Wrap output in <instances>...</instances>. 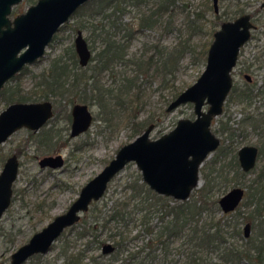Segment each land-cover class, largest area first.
<instances>
[{
    "label": "trees",
    "instance_id": "obj_1",
    "mask_svg": "<svg viewBox=\"0 0 264 264\" xmlns=\"http://www.w3.org/2000/svg\"><path fill=\"white\" fill-rule=\"evenodd\" d=\"M130 6L137 8L138 15L135 22L126 23L123 16ZM82 8L89 11L87 16L96 18L101 15L97 23L89 21L81 27H90L92 41H101L103 47L86 67L80 65L76 50H66L51 59L49 68L38 75L39 80L31 90L23 91L20 79L28 71L26 67L0 92L5 95L7 104L50 99L58 103L59 99L74 91L73 95L79 93L86 102L91 99L92 91V98L111 110L114 98L118 104H123L132 87L140 89L137 80L143 75L151 72L152 75H159L162 86L167 85L169 80H175L176 71L185 55L196 51L191 42L192 36L208 30L214 38L217 26L232 18L223 17L214 9V18L209 19L211 25L207 27L204 22L206 13L188 10L179 5V0H92ZM180 11H188L185 26L189 34L186 39L179 38L174 45L168 48L164 46L163 49L155 45L154 52H145L136 60L127 58L128 48L135 36L148 29L165 28L166 32L171 21L174 24V13ZM208 49L204 46L196 51L200 60H207ZM91 61L96 62L90 66ZM118 65H134L136 75L124 76L121 91L111 97L102 86L100 75L108 70L114 73ZM91 80L92 84L89 83ZM246 86L243 89L236 87L239 100H247L246 104L252 103L259 94H264L263 89L256 92L251 85ZM180 92H175L173 97L176 98ZM135 97L128 100L127 109L139 100V94ZM72 102L73 98L70 100ZM262 106L263 113H247L241 121L258 132L260 157L264 156V103ZM68 117L71 118L70 113ZM230 120L229 117L225 123L221 121L220 128L214 130L216 134H223L221 147L225 152L219 154L217 151L212 159L204 162L201 175L205 181L188 200L179 201L156 193L143 181L139 169L136 170L123 178L120 196L114 198L115 191L104 202H93L87 211L90 219L81 218L83 223L79 221L64 231L60 237L65 241L62 248L64 264H264V167L250 182L239 180L240 177L245 179L246 173L242 171L237 156V128L229 125ZM145 126L139 128L137 135ZM55 135L47 132V140L40 145L50 149ZM4 159L5 153L0 147V169ZM232 181L247 189L248 200L244 204L251 208L248 216H244L240 206L229 213H223L219 206L221 191ZM245 219L252 224V233L248 238L244 235ZM78 224L82 225V229L75 230L77 240L85 237L91 240L86 247L69 250L70 240L65 235L66 231L77 229ZM107 240L113 243L111 253L91 251L93 243L99 251ZM40 257L42 255L37 254L32 258Z\"/></svg>",
    "mask_w": 264,
    "mask_h": 264
},
{
    "label": "rangeland",
    "instance_id": "obj_2",
    "mask_svg": "<svg viewBox=\"0 0 264 264\" xmlns=\"http://www.w3.org/2000/svg\"><path fill=\"white\" fill-rule=\"evenodd\" d=\"M36 2L37 0H23L13 8L11 17L14 18L15 15L25 12ZM263 2L264 0H218L217 14L223 17L232 16L233 19L230 20H234L242 14L249 13L256 26L252 30L251 39L241 48L237 65L232 71L234 85L224 103V109L226 110L215 118L212 123L213 130L219 129L221 121L225 122L230 117L229 125L237 128L238 150L242 146L258 145L260 142L258 132L250 124H242L241 121L247 113H263L261 108L264 103V94H259L250 105H247L245 103L247 100L245 102L239 100V91L236 87L238 89L246 87L248 82L243 74L248 73L252 78L250 85L255 91L264 90ZM179 5L188 8V10L206 13L204 22L207 27H210L211 21L209 19L212 20L215 14L214 0H179ZM80 9L55 35L46 50L45 56L36 63L27 66L28 71L20 79L23 91L32 89L39 80L38 75L49 68L52 58L59 56L66 50L71 51L72 48L75 50V38L79 30H83L84 36L93 50V56L103 47L101 41H92L90 27H81L89 21L94 24L97 23L101 20V15L93 18L87 16V13H89L87 9ZM187 12H175L172 18L174 24L171 21L166 32L165 28L161 30L148 29L135 36L128 48L129 55L127 58L136 60L145 52L147 54L154 52L155 45L163 49L164 46L168 48L174 45L179 38L186 39L189 34L188 27L185 26ZM236 12L240 13L236 14ZM137 15V8L127 7L123 16L124 22H135ZM220 26L221 23L216 30ZM207 31L204 30V32L192 36L191 42L196 47L197 52L204 46L209 48L213 41V36H210ZM196 51L185 55L176 71L175 80H169L167 85L162 86L159 75H152V72L149 75H143L137 80L140 89L132 87L128 99L123 97V104L120 102L118 104V100L114 98L111 101V110L106 109L101 102L93 99L92 91H90L91 99L86 102L82 100L79 93L73 95L75 91L59 99L58 103L50 99L54 104L55 113L54 118L46 126L35 132V135L30 134L28 129L22 128L0 146L2 152L5 153L4 160L14 153L18 155L20 160L19 175L14 183L15 193L13 194L12 203L0 220V264H10L11 254L19 246L27 242L35 232L45 227L55 216L68 210L72 202L78 197L82 187L101 172L124 144L131 142L151 123H155L151 138L156 139L171 131L179 119L195 117L193 103L183 104L174 111H168L167 107L174 99L175 92L183 91L195 83L204 71L207 60L205 62L200 60L198 58L199 53H196ZM95 62L91 61L90 66L94 65ZM134 68V65H118L115 67L114 73L109 70L101 73L102 86L109 91V96L112 97L114 94L117 96V92L121 91L124 76L136 75ZM89 83L92 84V80ZM137 93L139 94V100L134 101L130 109H127L128 100L135 99ZM71 98L74 101L72 103H70ZM74 103L88 104L93 114V122L88 131L77 137H71L72 121L68 117ZM7 106L5 95L0 94V113ZM207 107L208 105L205 106V108ZM143 125H146L145 128L137 135L140 132L139 128ZM48 130L56 134L50 149L46 145L41 146L37 141L49 132ZM217 135L222 139L224 138L220 132ZM57 153L64 156L65 164L63 167L58 169L40 167L39 159L42 156ZM214 154H211L208 159L215 156ZM263 167L264 156L259 159L256 171L247 174L245 179L240 177L239 180L242 182L243 180L252 179ZM136 170L138 168L135 162L129 163L110 182L107 192L103 196L104 200L102 198L100 202L109 199L115 191L114 198L120 196L123 178L132 175ZM204 181L205 179L201 175V185ZM237 185L242 186L237 184L236 181L227 184V188H223L224 190L221 191L220 196ZM247 200L248 195H245L240 206L244 216H248L251 210L244 204ZM87 213H84L81 218L89 220L90 216ZM82 219L80 222L83 221ZM246 222H248L247 219L244 220L243 227ZM81 226L66 231L65 235L70 240L68 246L71 248L69 250L86 247L87 242L91 240L88 237L77 240L75 232L81 230ZM62 239L59 238L48 253L43 254L40 258H31L25 264H64L65 259L62 255V248L65 241L63 242ZM107 243L113 245L111 240L104 242V244ZM96 248L97 245L93 243L91 251L95 250L97 253L102 251L101 247L99 251Z\"/></svg>",
    "mask_w": 264,
    "mask_h": 264
},
{
    "label": "water",
    "instance_id": "obj_3",
    "mask_svg": "<svg viewBox=\"0 0 264 264\" xmlns=\"http://www.w3.org/2000/svg\"><path fill=\"white\" fill-rule=\"evenodd\" d=\"M22 1L0 0V92L27 66L41 60L62 26L92 0H37L25 12L12 18L13 8ZM214 3L215 12H218V0ZM255 27L249 13L223 22L214 33L201 76L167 107L168 111H174L183 104L193 103L195 117L179 119L171 131L156 139L151 138L155 124H150L131 142L124 144L101 172L82 187L68 210L55 216L11 254L10 264H25L37 254L48 253L64 231L78 223L93 202L103 198L110 182L131 162H135L143 181L156 193L180 201L188 200L201 185L202 165L221 143L212 123L223 112L233 86L232 71L241 48L251 39ZM75 49L80 65L86 67L92 51L82 30L77 32ZM53 108L51 100L10 103L0 113V146L21 128L38 131L53 118ZM72 114L71 137H76L90 128L93 114L84 103H76ZM238 158L242 169L250 171L256 165L258 147L242 146ZM64 164L63 154L45 155L39 160L41 168L58 169ZM19 168L20 160L14 153L0 171V220L11 205ZM244 196L245 188H231L219 198L222 212L235 211ZM244 232L246 238L250 237V223L245 225ZM113 250L111 243L102 246L104 254Z\"/></svg>",
    "mask_w": 264,
    "mask_h": 264
},
{
    "label": "flooded vegetation",
    "instance_id": "obj_4",
    "mask_svg": "<svg viewBox=\"0 0 264 264\" xmlns=\"http://www.w3.org/2000/svg\"><path fill=\"white\" fill-rule=\"evenodd\" d=\"M243 15V14H242ZM83 31V30H82ZM87 40V39H86ZM87 42H88V40H87ZM88 44H89V42H88ZM89 47H90V49H91V51H92V57H93V50H92V48H91V46H90V44H89ZM76 50V49H75ZM91 57V58H92ZM78 59H79V57H78ZM238 62V61H237ZM237 65V64H236ZM244 75V77L246 78V80H247V82L249 83H247L248 85H250L251 84V80H252V78H251V76H250V74H248V73H244L243 74ZM233 76V75H232ZM233 85H234V81H233ZM247 87V86H246ZM232 89H233V86H232ZM231 89V90H232ZM231 92V91H230ZM256 92H258V91H256ZM226 101V100H225ZM16 102V101H15ZM76 103H74L73 104V106L75 105ZM84 104H86V103H84ZM250 104V103H249ZM249 104H247V105H249ZM9 105V104H8ZM88 105V104H87ZM73 106H72V108H73ZM248 107V106H247ZM72 108H71V112H70V115H71V118H70V120L72 121V123H73V114H72ZM54 109V108H53ZM226 109H224V107H223V112L225 111ZM54 111V110H53ZM222 112V113H223ZM54 113H55V111H54ZM53 118H54V116H53ZM52 119V118H51ZM51 119L49 120V121H51ZM49 121L44 125V126H46L48 123H49ZM72 123H71V132H72ZM225 123V122H224ZM151 124H155V123H151ZM43 126V127H44ZM43 127H41V128H43ZM40 128V129H41ZM22 129V128H21ZM25 129H28V128H25ZM39 129V130H40ZM147 129V128H146ZM145 129V130H146ZM29 131H30V134H33V135H35L34 133L35 132H38V131H33V130H30V129H28ZM49 131V130H48ZM88 131V130H87ZM214 131V130H213ZM83 133H85V132H83ZM83 133H81V134H83ZM80 134V135H81ZM216 134V133H215ZM217 135V134H216ZM79 136V135H78ZM218 136V135H217ZM77 137V136H76ZM219 137V136H218ZM47 140V138L45 137V134L43 135V137L42 138H40V139H38L37 141L39 142V144H41L43 141H46ZM220 140H221V143H220V145L218 146V148L212 153V154H214V155H216V152L217 153H219V154H222L223 152H225V150H224V148H222L221 146H222V144H223V139L222 138H220ZM255 145V144H254ZM255 146H257L258 147V158H257V162H256V165H255V167L253 168V169H251L250 171H248V172H245L243 169H242V167H241V164H240V162H239V164H240V167H241V169H242V171H244L245 173H246V175L247 174H251L253 171H256V169H257V165H258V161H259V159L261 158L260 157V145L258 144V145H255ZM57 154H61V153H57ZM12 155V154H11ZM47 155H56V154H47ZM45 156V155H44ZM237 156H238V152H237ZM43 157V156H42ZM214 157V156H213ZM212 157V158H213ZM8 158V157H7ZM212 158H210V159H212ZM209 159V160H210ZM40 160V159H39ZM238 160H239V158H238ZM6 161V160H5ZM5 163V162H4ZM261 171V170H260ZM259 171V172H260ZM259 172L258 173H256V175L252 178V179H250V180H248V182H250L251 180H253L255 177H257L258 176V174H259ZM237 186H239V185H237ZM237 186H234V187H237ZM240 187H242V186H240ZM233 188V187H232ZM243 188H245V187H243ZM246 193H247V189L245 188V195H246ZM13 194H14V185H13ZM244 198H245V196H244ZM243 198V199H244ZM12 199H13V197H12ZM180 201V200H179ZM243 201V200H242ZM242 201H241V203L239 204V206H241V204H242ZM12 203V202H11ZM219 203V202H218ZM219 206H220V204H219ZM238 206V207H239ZM237 207V208H238ZM236 208V209H237ZM6 212V211H5ZM232 212H234V211H232ZM224 213V212H223ZM229 213V212H228ZM3 217V216H2ZM2 219V218H1ZM247 223H250L251 224V222H246L245 223V225L247 224ZM245 225H244V227H245ZM251 233H252V224H251ZM244 235H245V232H244Z\"/></svg>",
    "mask_w": 264,
    "mask_h": 264
}]
</instances>
